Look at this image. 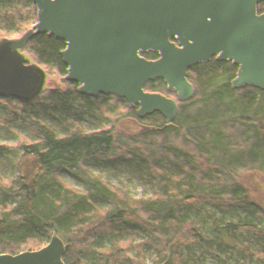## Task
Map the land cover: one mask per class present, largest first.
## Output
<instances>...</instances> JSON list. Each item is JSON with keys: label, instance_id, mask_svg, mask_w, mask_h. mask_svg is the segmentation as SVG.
<instances>
[{"label": "trees", "instance_id": "trees-1", "mask_svg": "<svg viewBox=\"0 0 264 264\" xmlns=\"http://www.w3.org/2000/svg\"><path fill=\"white\" fill-rule=\"evenodd\" d=\"M139 3L137 32L126 0H0V264H264L258 2Z\"/></svg>", "mask_w": 264, "mask_h": 264}, {"label": "water", "instance_id": "water-1", "mask_svg": "<svg viewBox=\"0 0 264 264\" xmlns=\"http://www.w3.org/2000/svg\"><path fill=\"white\" fill-rule=\"evenodd\" d=\"M126 2L131 25L138 32L142 13L139 0H126ZM250 24L251 19H242L211 45L206 67L207 75L211 82L219 81L225 75L226 58L234 43L244 35ZM187 218L190 235L196 237L204 220L203 202L199 193H192L188 198Z\"/></svg>", "mask_w": 264, "mask_h": 264}, {"label": "rangeland", "instance_id": "rangeland-1", "mask_svg": "<svg viewBox=\"0 0 264 264\" xmlns=\"http://www.w3.org/2000/svg\"><path fill=\"white\" fill-rule=\"evenodd\" d=\"M257 2H258V4L256 6V9L257 10H261V12L259 14H261L264 17V0H257ZM10 4H11V0H1V5L6 10L9 9ZM191 13L192 12H188L186 10L185 13H184V15H182V19H181V30L178 31L175 34V36H178L186 28V26L189 24V21H190V18H191ZM9 35H12V30L10 31ZM185 182L187 183L186 184V189H185V195H186V198L187 199L189 198V196L192 193H200V194L203 193L202 187L199 184H197L196 182H193L191 180V177L190 176H187L186 177ZM185 234L190 235V232H189V222L187 223V226L184 228V230L181 232L182 237H183V235L185 236Z\"/></svg>", "mask_w": 264, "mask_h": 264}, {"label": "bare ground", "instance_id": "bare-ground-1", "mask_svg": "<svg viewBox=\"0 0 264 264\" xmlns=\"http://www.w3.org/2000/svg\"><path fill=\"white\" fill-rule=\"evenodd\" d=\"M256 12H258V11H256ZM255 14H256V13H255ZM248 19H250V18H248ZM235 25H236V24H235ZM235 25H234V26H235ZM231 54H232V53H231Z\"/></svg>", "mask_w": 264, "mask_h": 264}]
</instances>
